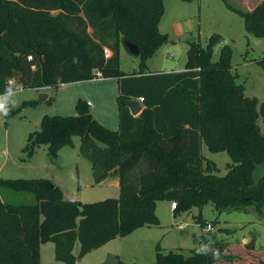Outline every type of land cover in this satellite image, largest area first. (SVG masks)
Wrapping results in <instances>:
<instances>
[{
    "label": "trees",
    "instance_id": "obj_1",
    "mask_svg": "<svg viewBox=\"0 0 264 264\" xmlns=\"http://www.w3.org/2000/svg\"><path fill=\"white\" fill-rule=\"evenodd\" d=\"M223 1L243 18L247 33L264 37V0L251 10ZM163 13L164 0H0V94L19 85L54 88L97 73L116 78L119 92L117 130L100 124L79 101L75 115H44L23 147L32 153L44 145L56 155L79 136V152L90 161L94 182L119 176L118 197L81 202L63 198L46 178H0V264H40L45 242L54 243L56 260L73 264L116 237L155 224L161 199L175 202V210L208 202L218 213L264 210V174L256 176L264 165V133L257 123L258 118L264 123V102L246 96L244 85L236 83L229 45L211 61L213 44L221 39L216 33L206 46L187 40L183 71L146 72V60L169 40L158 29ZM125 40L136 44L140 58L131 73L120 68ZM257 64L264 71V56ZM139 97L143 108L134 116L128 104ZM202 144L229 156L224 174L204 157ZM26 195L34 201L10 199ZM205 246L206 253L193 248L188 254L156 246L150 264L229 259L211 253L214 243Z\"/></svg>",
    "mask_w": 264,
    "mask_h": 264
},
{
    "label": "rangeland",
    "instance_id": "obj_2",
    "mask_svg": "<svg viewBox=\"0 0 264 264\" xmlns=\"http://www.w3.org/2000/svg\"><path fill=\"white\" fill-rule=\"evenodd\" d=\"M234 6L251 10L262 0H228ZM159 30L166 32L169 40L163 43L149 60L148 69L183 68L186 61L187 40H197L206 46L210 35L221 36L211 51V61L218 60L220 48L227 44L232 49L231 72L236 83L245 87L244 94L264 102V71L257 60L264 56V37L249 34L244 29L243 18L230 10L223 0H164V13ZM90 30V29H88ZM110 54V51H109ZM140 58L121 45L120 68L131 73L139 69ZM15 95H2L0 102L10 107L7 116H0V178H46L62 191L65 199L94 202L108 197H118L119 191L105 184L94 182L90 161L79 152L80 137H72V143L61 147L56 155L48 154L46 147H36L32 153L23 150L30 132L39 130L44 115H75L79 101L103 126L117 130L119 115L117 106L118 81L116 78L90 79L61 84L57 87L27 88L19 85ZM49 98L40 101V94ZM15 102L13 107L11 104ZM264 133V123L257 120ZM202 154L215 163L219 174L226 172L230 162L226 152H210L202 144ZM264 174V165L256 176ZM12 202H33L32 196H10ZM155 224L136 228L119 236L118 247L122 260L150 264L155 261V248L162 251L177 249L188 254L190 249L201 248L208 243L221 246L229 257L212 264H261L264 262V210L225 209L217 212L212 203L192 207L189 211L173 210L171 201H157ZM211 223L212 231L204 232L202 225ZM181 225V226H179ZM205 227V226H204ZM254 239V247L249 242ZM110 245V246H111ZM213 247V248H214ZM79 243L72 253L77 255ZM108 252L99 247L78 258L73 264H100ZM113 253V252H112ZM115 254V253H114ZM40 264H65L54 254V243L41 247Z\"/></svg>",
    "mask_w": 264,
    "mask_h": 264
},
{
    "label": "crops",
    "instance_id": "obj_3",
    "mask_svg": "<svg viewBox=\"0 0 264 264\" xmlns=\"http://www.w3.org/2000/svg\"><path fill=\"white\" fill-rule=\"evenodd\" d=\"M163 17V16H162ZM162 17H161V19H162ZM161 19H160V21H159V23H158V29H159V26H160V22H161ZM160 31V30H159ZM162 33H166V32H162ZM151 58V57H150ZM150 58H148L147 60H146V72H153V73H162V72H171V71H183L184 70V67H185V64H184V67L183 68H176V69H174V68H170V69H167V70H164V69H161V68H155V69H148V67H149V60H150ZM103 79V78H101L100 76H98V77H96V78H93V79ZM45 87H41V88H39V89H44ZM46 94V98L44 99V100H46V99H48L49 98V95L47 94V93H45ZM0 97H2V96H0ZM137 100H138V98H136ZM139 101V100H138ZM140 102V101H139ZM141 103V102H140ZM87 105H89V104H91V102H87L86 103ZM142 104V103H141ZM142 107H143V105H142ZM96 184H98V185H102V184H105L106 186L108 185V186H112L113 188H117L118 189V191H119V176L117 175V174H112V175H109V176H107L105 179H103L101 182H99V183H96ZM156 207H157V204H156ZM172 208V207H171ZM173 210H175V209H173ZM121 239H120V237H116V238H114V239H112V240H110V241H108L106 244H104L103 246H101V247H105L106 248V251H112L113 253H115L117 256H118V258L121 260V261H124V260H122V258H121V254H120V252H119V249L118 250H115L114 248H112L113 246H115L116 245V247H118L117 245H118V243H119V241H120ZM45 243H47V242H45ZM44 243H42L41 245H40V252H41V247H42V245H43ZM113 246H112V245ZM111 245V246H110ZM125 262V261H124ZM250 264V263H249ZM251 264H253L252 262H251Z\"/></svg>",
    "mask_w": 264,
    "mask_h": 264
},
{
    "label": "water",
    "instance_id": "obj_4",
    "mask_svg": "<svg viewBox=\"0 0 264 264\" xmlns=\"http://www.w3.org/2000/svg\"><path fill=\"white\" fill-rule=\"evenodd\" d=\"M123 45L126 47V49L134 55L138 54V48L136 46V44L129 42V41H124ZM46 98V94L45 93H41L40 94V101H43ZM129 109L132 115L137 116L141 111H142V104L137 100V99H132L129 102ZM249 247H254V239H252L249 242ZM211 253L213 255H218L220 253H222V247L221 246H217L214 247L211 251ZM100 264H118V259H117V255L112 253V252H108L105 259L100 263Z\"/></svg>",
    "mask_w": 264,
    "mask_h": 264
},
{
    "label": "clouds",
    "instance_id": "obj_5",
    "mask_svg": "<svg viewBox=\"0 0 264 264\" xmlns=\"http://www.w3.org/2000/svg\"><path fill=\"white\" fill-rule=\"evenodd\" d=\"M15 84L14 80L9 81V85ZM15 91H13L12 88H7L4 95H8L10 97H13L15 95ZM13 107L15 106V102L13 100V103L11 104ZM10 112V107L6 105L5 103L0 102V116H7ZM200 253H206L208 251L207 246H203L197 250Z\"/></svg>",
    "mask_w": 264,
    "mask_h": 264
},
{
    "label": "built area",
    "instance_id": "obj_6",
    "mask_svg": "<svg viewBox=\"0 0 264 264\" xmlns=\"http://www.w3.org/2000/svg\"><path fill=\"white\" fill-rule=\"evenodd\" d=\"M108 55H109V50L105 49V56H108ZM28 58L30 59L31 57L29 56ZM97 75L99 76V73H97ZM2 95L3 94H0V96H2ZM138 100L140 102H142L143 101V98L142 97H139ZM171 207H172V209H175L176 208V203L175 202H171ZM179 226H181V225H179ZM204 226L202 227V229L204 230V232H209V231H212L214 229V227H213V225L211 223H206Z\"/></svg>",
    "mask_w": 264,
    "mask_h": 264
}]
</instances>
